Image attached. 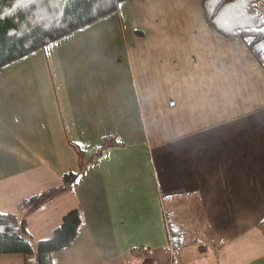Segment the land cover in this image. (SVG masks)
Instances as JSON below:
<instances>
[{"label": "crops", "instance_id": "0c3cea01", "mask_svg": "<svg viewBox=\"0 0 264 264\" xmlns=\"http://www.w3.org/2000/svg\"><path fill=\"white\" fill-rule=\"evenodd\" d=\"M217 1L123 0L0 67V211L78 172L71 142L88 163L27 215L38 242L82 211L53 264H264V41L231 36L264 30V0L210 21Z\"/></svg>", "mask_w": 264, "mask_h": 264}, {"label": "trees", "instance_id": "16d2710c", "mask_svg": "<svg viewBox=\"0 0 264 264\" xmlns=\"http://www.w3.org/2000/svg\"><path fill=\"white\" fill-rule=\"evenodd\" d=\"M123 0H0V67L36 49L69 35L87 24L117 11ZM235 0H218L210 13V21L220 10ZM240 36L248 47L255 48L264 41V30L243 29L231 34ZM115 135L104 139L92 159H97L109 147L121 145ZM80 160V170L63 175L64 184L52 187L22 201L24 216L0 211V254L23 253L37 256L38 264H53L52 253L72 243L78 228L83 223V213L74 209L64 216L63 223L56 227L54 235L34 242L28 230L27 215L71 188L79 173L86 168L84 150L71 142ZM146 248L134 247L140 255Z\"/></svg>", "mask_w": 264, "mask_h": 264}, {"label": "built area", "instance_id": "2783aa9c", "mask_svg": "<svg viewBox=\"0 0 264 264\" xmlns=\"http://www.w3.org/2000/svg\"><path fill=\"white\" fill-rule=\"evenodd\" d=\"M170 250H171V251H172V253H173L175 249H174V247H171V248H170Z\"/></svg>", "mask_w": 264, "mask_h": 264}]
</instances>
